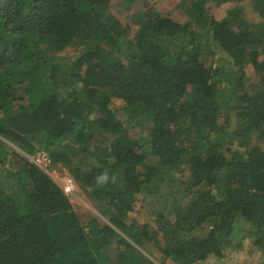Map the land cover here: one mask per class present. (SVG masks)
Returning a JSON list of instances; mask_svg holds the SVG:
<instances>
[{"label": "trees", "instance_id": "trees-1", "mask_svg": "<svg viewBox=\"0 0 264 264\" xmlns=\"http://www.w3.org/2000/svg\"><path fill=\"white\" fill-rule=\"evenodd\" d=\"M188 1L205 16L149 6L128 21L111 0H0V264L264 255V11L259 22L237 9L261 0ZM226 2L224 19L207 15ZM57 169L99 215L80 214Z\"/></svg>", "mask_w": 264, "mask_h": 264}, {"label": "rangeland", "instance_id": "rangeland-1", "mask_svg": "<svg viewBox=\"0 0 264 264\" xmlns=\"http://www.w3.org/2000/svg\"><path fill=\"white\" fill-rule=\"evenodd\" d=\"M190 2L188 0H111L110 5H109V10L112 12V14L119 16V17H126L128 21L131 20L132 15L135 14V12H138L139 10H143L148 8L149 6L153 7V11L158 12L161 15H168L171 14V18L177 21H182L186 20L188 18L187 11L188 9H195L196 12V7L190 6ZM242 4V3H241ZM241 4H237V6H241ZM124 5H132L131 11H126V7ZM207 8L205 11L207 12L208 16H213L216 20L220 21L224 19L228 13V11L232 8V3L231 2H226L223 6L218 7L214 6L213 3L206 4ZM260 9L258 7L256 8H242L239 7L237 8L241 14H244L248 20H253V21H261L262 16H263V11H264V1L261 0L259 3ZM193 7V8H192ZM199 8V7H198ZM208 9V10H207ZM263 10V11H262ZM262 12V13H261ZM197 13V12H196ZM199 15L200 14L197 13ZM234 16H237L236 14ZM249 21V22H250ZM116 104L119 105V107L122 106L120 101H116ZM223 122V123H222ZM222 125H227L228 123H225V121L221 120ZM232 126V125H231ZM233 129V127H231ZM8 144H10L14 150H20L17 146L12 144L11 142L7 141ZM264 148V147H263ZM21 151V150H20ZM11 152V150L9 151ZM41 154V153H39ZM39 154L36 156H30V159L33 161H37V157H39ZM9 167V164L3 165L0 164V169L2 170L1 172H4L6 168ZM47 169V168H46ZM0 172V177L1 176ZM52 175V177L55 179L57 183L61 182L63 179L66 177H72L74 178L68 169L64 170H52L49 171ZM75 180V179H74ZM76 183V188H75V194L73 196H70L71 202L76 206L77 210L82 214L84 217H87L88 213H94L96 215L98 214L97 207L93 204L89 194L86 192H83ZM178 199L179 202L180 200H183V197H181V194H178ZM185 201V200H183ZM182 204V202H180ZM148 208H146L143 205V202L140 201L138 198L136 204H135V213L134 215L138 217V220L140 223H144L145 220L143 218L144 214L141 215V213L147 212ZM150 212V210H148ZM148 217V215H146ZM151 247L149 250L146 251L147 254H149L150 258L154 261L157 262V260H161L162 258V253L158 250L155 249L153 246V243L150 245ZM225 260L229 261L230 264H262L264 263V255H262L260 252H255V250H238L235 252H232L224 257ZM164 261V260H163ZM168 260H165V264H167ZM203 264H221L220 261H216L213 258H209L205 263Z\"/></svg>", "mask_w": 264, "mask_h": 264}, {"label": "built area", "instance_id": "built-area-1", "mask_svg": "<svg viewBox=\"0 0 264 264\" xmlns=\"http://www.w3.org/2000/svg\"><path fill=\"white\" fill-rule=\"evenodd\" d=\"M37 163L46 169L47 164L49 163V159L45 155V153L39 154V157L36 159ZM60 186L63 188L64 192L69 195L73 196L75 194V188H76V183L74 178L72 177H66L63 179L61 182H59Z\"/></svg>", "mask_w": 264, "mask_h": 264}, {"label": "clouds", "instance_id": "clouds-1", "mask_svg": "<svg viewBox=\"0 0 264 264\" xmlns=\"http://www.w3.org/2000/svg\"><path fill=\"white\" fill-rule=\"evenodd\" d=\"M59 184V183H58ZM60 185V184H59ZM61 187V186H60ZM62 188V187H61ZM63 189V188H62Z\"/></svg>", "mask_w": 264, "mask_h": 264}]
</instances>
